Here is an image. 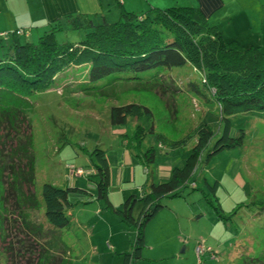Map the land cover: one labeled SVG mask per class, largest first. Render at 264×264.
Masks as SVG:
<instances>
[{"label":"rangeland","instance_id":"obj_1","mask_svg":"<svg viewBox=\"0 0 264 264\" xmlns=\"http://www.w3.org/2000/svg\"><path fill=\"white\" fill-rule=\"evenodd\" d=\"M240 5L237 13H251L250 24H236L242 20L227 18L215 24L216 28L223 38L234 39L239 48L257 45L264 51V8L254 3V9ZM48 26H29V34L18 38L35 41ZM53 28L59 42L77 41L84 35L80 29ZM10 42L9 34L0 36V57ZM85 71V65L67 66L53 75L51 86L20 102L12 104L0 99V108L7 109L15 125L22 116L25 119L27 127L23 122L21 130H27L28 137L22 144L17 134L10 152L19 163L22 147L32 158L30 188L38 200L37 207L23 217L37 226L34 252V242L25 234L24 225L11 220L5 223L7 235L4 241L0 239V245L13 243L16 264H242L244 256L261 251L264 113L244 110L221 118L218 101L202 87L201 73L188 62L163 71L162 80L155 83L132 79L80 87L78 84L86 80ZM190 82L197 89L191 88ZM210 90L214 92V88ZM129 102L137 107L134 113L127 114L123 123H111L110 105ZM202 120L213 133L200 151L188 182L176 194L159 197L160 205L143 223L139 249L142 257L134 256L135 225L123 219L119 209L133 194L129 212L133 218L138 216L143 204L140 196L148 180L161 181L167 177V168L170 172L172 166L182 164ZM137 124L143 130L141 136H137ZM224 128L233 136L241 129L242 142L212 151ZM4 130L1 126L0 132ZM2 144L7 147L13 143L6 140ZM151 145L155 159L147 164L143 152ZM101 155L106 167H102ZM70 166L81 167L82 173ZM104 171L110 203L97 196V179ZM45 181L66 188L67 226L53 227L47 222L40 200ZM250 232L254 236L249 235L242 241L244 244L236 246L241 235ZM196 240L208 248L199 260L194 251ZM20 243L25 255L17 254Z\"/></svg>","mask_w":264,"mask_h":264},{"label":"trees","instance_id":"obj_2","mask_svg":"<svg viewBox=\"0 0 264 264\" xmlns=\"http://www.w3.org/2000/svg\"><path fill=\"white\" fill-rule=\"evenodd\" d=\"M65 22L66 25L59 19L49 21V26L35 41L18 38L27 36L29 27L0 31V36L6 37L9 34L11 37L10 44L0 57V99L3 97L12 104L20 102L37 90L51 86L55 80L53 75L67 66H86V80L78 84L86 88L114 80L134 79L138 82L155 83L162 80L160 75L164 74L163 71L188 62L201 73L204 81L200 80L202 87H206L214 100L218 101L221 118L227 119L232 113L244 110L264 113V51L257 45L239 48L234 39L223 38L216 26L209 23L194 5L151 6L141 12L121 8L114 20L95 19L92 13L78 12L68 15ZM61 26L80 29L84 35L77 41L59 42L54 37L53 27ZM143 71L148 72L140 74ZM188 84L197 89L194 83ZM210 88H214V92ZM136 109L134 102L110 105V122L123 123L126 115L134 113ZM8 115L10 113L6 108H0V127L5 129L0 132V239H6L5 223L9 220L17 221L24 225L25 234L34 242V252L37 239L33 234L37 231L34 230L37 226L28 217L23 218L29 215V209L37 207V197L30 188L33 162L23 147L19 152L22 157L20 163L18 160L14 161L10 152V146L14 145L12 139L18 134L23 138L18 137L23 144L28 137V131L21 130V124L25 122L23 116L18 125H15ZM5 120H8L7 124ZM23 124L27 127L26 122ZM137 125V136H141L143 130ZM15 128L18 131L15 132ZM195 131V141L188 149L182 164L172 166L167 178L147 182L144 193L140 196L143 204L138 216L133 218L129 212L133 194L125 198L122 209H119L123 219L132 221L135 225L132 250L134 256L138 255L143 243V223L160 205L159 197L176 194L178 188L188 182L200 151L213 133L204 120ZM242 134L240 129V133L233 136L224 128L222 134L215 139L212 151L241 143ZM6 140L13 144L5 147L2 143ZM143 153L145 163L151 164L155 159L153 146ZM105 162L101 155L102 167ZM107 183L108 177L104 171L97 179V196L110 203L105 191ZM40 200L44 203L43 213L51 226L62 227L69 224L66 188L47 181L42 182ZM249 235L254 236L251 232L241 235L236 246L244 244L242 241ZM197 242L199 240H196L194 247ZM12 246V242H3L0 245L2 264H16L12 258ZM23 246L20 243L18 255L23 252ZM45 248L42 252H45ZM204 248V251L208 250L205 246ZM260 250L253 256H244L242 260L245 263H240L264 264V245ZM24 253L26 252L22 255Z\"/></svg>","mask_w":264,"mask_h":264},{"label":"crops","instance_id":"obj_3","mask_svg":"<svg viewBox=\"0 0 264 264\" xmlns=\"http://www.w3.org/2000/svg\"><path fill=\"white\" fill-rule=\"evenodd\" d=\"M240 1L241 0H0V31H10L15 27H29L32 25L37 27L45 26L49 21L54 19H59L63 25H66L65 19L67 16L78 12L92 13L95 19L105 18L114 20L119 15L121 8L141 12L151 6L163 7L172 4L194 5L200 9L206 20L214 25L227 18L242 20L236 24H250L252 18L248 16H250L251 13L245 15L244 13H237L236 11L237 6L240 5ZM243 2L242 6H240H246L247 9H254L255 6L253 3L256 7L262 6L264 8V0H243ZM234 34H236V32H234ZM167 169L169 170V168ZM167 169L165 171V176L169 174ZM138 254L141 258V251H139Z\"/></svg>","mask_w":264,"mask_h":264},{"label":"built area","instance_id":"obj_4","mask_svg":"<svg viewBox=\"0 0 264 264\" xmlns=\"http://www.w3.org/2000/svg\"><path fill=\"white\" fill-rule=\"evenodd\" d=\"M70 168H72L76 173H82V168L81 167H73V166H70ZM72 172V171H71ZM204 246H203V243L202 242H197L195 247H194V250H195V253H196V257L197 259L199 260V255L201 254V252L204 251Z\"/></svg>","mask_w":264,"mask_h":264}]
</instances>
